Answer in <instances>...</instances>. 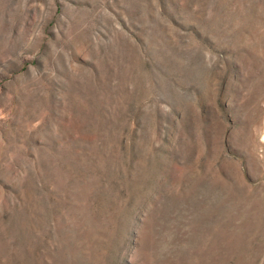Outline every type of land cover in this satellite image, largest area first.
Returning a JSON list of instances; mask_svg holds the SVG:
<instances>
[{
    "label": "rangeland",
    "instance_id": "1",
    "mask_svg": "<svg viewBox=\"0 0 264 264\" xmlns=\"http://www.w3.org/2000/svg\"><path fill=\"white\" fill-rule=\"evenodd\" d=\"M0 264H264V0H0Z\"/></svg>",
    "mask_w": 264,
    "mask_h": 264
}]
</instances>
